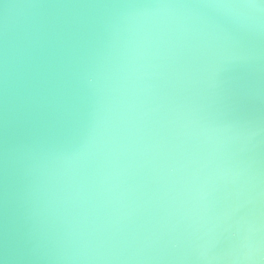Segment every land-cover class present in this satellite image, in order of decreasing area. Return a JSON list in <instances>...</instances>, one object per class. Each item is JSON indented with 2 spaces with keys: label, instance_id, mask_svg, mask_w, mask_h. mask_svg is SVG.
Listing matches in <instances>:
<instances>
[{
  "label": "water",
  "instance_id": "water-1",
  "mask_svg": "<svg viewBox=\"0 0 264 264\" xmlns=\"http://www.w3.org/2000/svg\"><path fill=\"white\" fill-rule=\"evenodd\" d=\"M0 264H264V2L0 0Z\"/></svg>",
  "mask_w": 264,
  "mask_h": 264
},
{
  "label": "clouds",
  "instance_id": "clouds-1",
  "mask_svg": "<svg viewBox=\"0 0 264 264\" xmlns=\"http://www.w3.org/2000/svg\"><path fill=\"white\" fill-rule=\"evenodd\" d=\"M232 7H237V6H232ZM253 7H254V5H253Z\"/></svg>",
  "mask_w": 264,
  "mask_h": 264
},
{
  "label": "snow or ice",
  "instance_id": "snow-or-ice-1",
  "mask_svg": "<svg viewBox=\"0 0 264 264\" xmlns=\"http://www.w3.org/2000/svg\"><path fill=\"white\" fill-rule=\"evenodd\" d=\"M262 2H264V0H262Z\"/></svg>",
  "mask_w": 264,
  "mask_h": 264
}]
</instances>
